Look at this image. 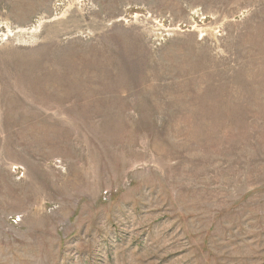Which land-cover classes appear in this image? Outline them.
I'll list each match as a JSON object with an SVG mask.
<instances>
[{"label": "rangeland", "instance_id": "374dc122", "mask_svg": "<svg viewBox=\"0 0 264 264\" xmlns=\"http://www.w3.org/2000/svg\"><path fill=\"white\" fill-rule=\"evenodd\" d=\"M0 264H264V0H0Z\"/></svg>", "mask_w": 264, "mask_h": 264}]
</instances>
